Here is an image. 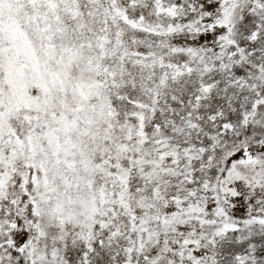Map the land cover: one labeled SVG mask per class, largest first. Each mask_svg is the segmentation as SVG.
<instances>
[{
	"label": "snow or ice",
	"instance_id": "1",
	"mask_svg": "<svg viewBox=\"0 0 264 264\" xmlns=\"http://www.w3.org/2000/svg\"><path fill=\"white\" fill-rule=\"evenodd\" d=\"M0 264H264V0H0Z\"/></svg>",
	"mask_w": 264,
	"mask_h": 264
}]
</instances>
